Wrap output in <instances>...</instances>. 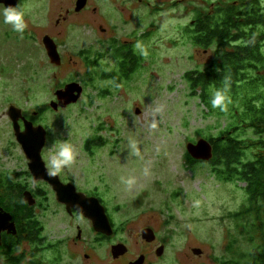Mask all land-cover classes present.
I'll use <instances>...</instances> for the list:
<instances>
[{
  "label": "rangeland",
  "instance_id": "obj_1",
  "mask_svg": "<svg viewBox=\"0 0 264 264\" xmlns=\"http://www.w3.org/2000/svg\"><path fill=\"white\" fill-rule=\"evenodd\" d=\"M148 1L150 6L132 8L125 17L118 13L122 17L118 15L113 22L118 24L119 40L132 41L138 58L132 65L129 62V80L124 78L116 87L113 81L101 79L102 72L114 68L113 46L96 45L100 67L90 76L96 90L90 87L87 97L77 104L60 111L51 108L43 115L51 140L47 159L53 166L60 145H71L73 162L60 168L79 188H99L116 230L111 240L96 245L93 225L83 224L82 248L71 249L79 257L64 255L61 264H128L127 258L114 260V244L131 250L130 261L148 255L147 264H223L238 253L259 251L258 234L254 233V242H250L242 229L246 225L250 228L251 220L233 218L248 205L242 190L245 185L221 182L213 173V164L200 163L193 168L186 162L188 144L217 138L232 120L204 106L183 79L186 73L205 71L219 59L215 47H196L186 27L198 12L210 10L213 4H238V0ZM95 43L70 40L65 54L75 56V51ZM33 73L23 72L21 80L0 86V98L9 96L17 102L32 97L37 101L31 102L32 108H46L57 88L79 81L86 71L80 67L63 71L39 67ZM99 90H109V96L97 97ZM88 138L99 139L92 152L85 148ZM243 139L258 141L259 137L249 129ZM258 152L251 149L247 160H254ZM16 154L6 166L19 164L23 169L25 160L20 151ZM59 219L54 217L49 224L63 228L60 236L67 239L64 250L78 240L76 226L81 222L70 220L62 225ZM147 228L156 233L153 243L141 237ZM231 244L234 254L228 252ZM90 245L96 249H88ZM162 246L165 250L159 256L157 251ZM195 250L202 253L198 255ZM86 252L93 254L92 263L85 260Z\"/></svg>",
  "mask_w": 264,
  "mask_h": 264
},
{
  "label": "flooded vegetation",
  "instance_id": "obj_2",
  "mask_svg": "<svg viewBox=\"0 0 264 264\" xmlns=\"http://www.w3.org/2000/svg\"><path fill=\"white\" fill-rule=\"evenodd\" d=\"M109 5H112L113 8H109ZM150 5L151 3L148 0H0V9L8 6L22 9L25 13L27 24L24 32L18 33L12 30L10 25L4 24L3 17L0 15V86L6 85L8 82L12 83L16 78L21 80L23 72L36 73L39 67L40 69L55 67L58 71L80 67L85 69L87 73L89 65L94 63V65L98 66L96 67L98 69L100 67L101 54H95L96 45L99 47L117 45V48L121 49L119 54H134L136 51L134 50L133 42L119 40L118 24L115 23V25L113 22L117 21L118 15L119 18L122 17L120 14L125 17L127 13H132V8ZM111 10L113 11L110 12ZM47 37H50L57 46L61 56L60 65L53 64L49 58L44 43ZM70 40L75 43L81 42V44L95 40L96 43L89 48L75 51V56L72 53V55L67 56L65 52L69 48ZM117 48H112L115 64L114 68L109 72H111L112 77L120 78L119 85L114 83V86L120 87L122 81L126 78L122 76L123 67L126 66L127 71L131 67L128 68L129 64L122 66L125 60L116 58ZM38 49H40L39 56L37 54ZM85 75L79 81H74L81 83L84 88L82 98L85 95L87 97L89 85L96 84L90 82L89 79H85ZM126 80L128 81V79ZM68 84H62L55 91L64 89ZM55 91V96L50 100L49 105L58 101ZM107 91L110 93L109 90ZM108 93L105 92V95H102L103 92L99 90L96 95L97 97L109 96ZM31 98L18 99L17 102L16 99L9 96L0 98V264H61L63 261L60 259L64 255L67 256L69 254L73 258L79 257L77 252L71 253V249L73 251H76L77 248L81 249L84 240L76 239L73 247L66 246L62 250V247L67 243V239L60 236L63 228L52 226L49 222L54 217H61L59 221L62 225L68 224L70 220L79 221L81 224L76 226V232H78V235L81 233V236L86 232L83 224L93 225L92 221L77 211L72 210V212H69L67 206L58 201L57 193L53 186L48 181L36 179L31 173L29 169L30 161L16 136L17 127H19L21 132H24L26 123L33 124L34 127L41 125L47 132L46 145L43 148L42 157L48 173L53 177L57 175L65 185H74L77 192L87 197L99 199L106 208L114 228L115 233L113 236L116 235L114 220L108 213L107 206L104 203V195L99 188L89 191L79 188L61 168L55 171V174H52L53 166L47 159V152L51 142L50 133L47 128V122L43 120V115L51 107L32 108L31 102L35 103L36 99L34 98L35 100H33ZM46 105H48V102ZM43 109L45 111H42ZM62 109L59 108L57 111ZM229 126L230 124L223 132L230 133L228 132ZM92 139H96L99 142L98 138H88L85 141L86 149L87 142ZM93 147H96V144ZM17 151H20V157L25 160L23 169H21L19 164H14L8 168L6 166L7 162L17 157ZM87 151L92 152V147L90 150L87 149ZM241 159L240 165L246 162L244 155L241 156ZM191 160L196 163L192 164L191 161L189 163V160H186L189 167L193 165L196 168L198 162L212 166L214 148L213 159L210 162L197 161L193 158ZM213 173L215 172L213 171ZM237 176L240 177L241 175ZM223 183H234L239 187L244 184L245 186L242 190L247 194V183L238 178L234 181ZM54 208L56 209L54 210ZM91 231H93V226ZM113 236L106 237L97 233L96 245L106 243ZM90 248L93 251L96 249L95 245H90L88 249ZM130 254L131 250L128 248V252L125 255L114 260L118 262V260L127 258V262L130 264L144 256V264H147L148 255L144 254L130 261ZM84 257L86 261L88 260L91 263L94 259L93 254L87 252Z\"/></svg>",
  "mask_w": 264,
  "mask_h": 264
},
{
  "label": "trees",
  "instance_id": "obj_3",
  "mask_svg": "<svg viewBox=\"0 0 264 264\" xmlns=\"http://www.w3.org/2000/svg\"><path fill=\"white\" fill-rule=\"evenodd\" d=\"M186 33L198 48L210 50L215 47L219 57L207 70L188 72L183 79L189 84L193 96L198 97L204 106L219 116L229 115L232 119L228 129L230 133L221 132L217 138H208L214 148L213 171L220 181L231 182L238 178L247 183L248 205L233 218L250 219V228L246 225L242 229L250 242H254V233L258 234L260 241L257 253H238L222 263L264 264V0L215 3L210 10L196 14L194 23L186 27ZM116 50V58L125 60L122 66L129 62L132 65L138 59L135 53L121 55V49L118 47ZM96 67L94 63L89 65L85 79L94 81L90 76ZM123 68L122 76L129 80L132 70L127 71L126 66ZM111 75L110 72H102L101 79L112 80L119 85L120 78ZM226 78L230 82L228 95L231 103L225 111L213 109L212 93L223 87ZM89 86L95 89L94 85ZM249 129L256 133L258 141L243 139V133L245 135ZM97 143L96 139L88 141L87 149ZM251 149L259 152L254 160H247ZM242 155L246 162L240 165ZM186 160L196 163L189 155ZM233 251L234 245L231 244L228 252L234 254Z\"/></svg>",
  "mask_w": 264,
  "mask_h": 264
},
{
  "label": "water",
  "instance_id": "obj_4",
  "mask_svg": "<svg viewBox=\"0 0 264 264\" xmlns=\"http://www.w3.org/2000/svg\"><path fill=\"white\" fill-rule=\"evenodd\" d=\"M48 51L49 58L53 64H61V56L57 50L55 42L47 37L44 41ZM83 86L79 82H73L66 85L64 89L58 90L55 94L57 102L51 103L49 106L57 111L59 108H67L70 105L77 104L83 95ZM137 114H141V110H137ZM17 140L22 146L25 155L29 159V169L34 177L38 180L48 181L57 193L58 201L65 204L69 212L77 211L85 218L92 221L93 229L96 233L111 237L115 231L107 214L106 208L101 201L95 197H87L77 192L76 187L72 184H63L59 177L51 176L48 173L45 162L42 157L43 148L46 145L47 132L43 126L34 127L33 124L26 123V130L21 132L19 127L16 130ZM188 155L202 162H210L213 159V145L207 139H201L197 143H190L187 146ZM141 237L147 243H153L156 240V233L153 229L147 228L142 231ZM81 240V233L78 235ZM165 247L162 246L158 251V255H163ZM128 248L124 244L112 246V255L114 259L125 255ZM200 255L201 250H195ZM145 257L141 256L137 261L130 264H144Z\"/></svg>",
  "mask_w": 264,
  "mask_h": 264
},
{
  "label": "clouds",
  "instance_id": "obj_5",
  "mask_svg": "<svg viewBox=\"0 0 264 264\" xmlns=\"http://www.w3.org/2000/svg\"><path fill=\"white\" fill-rule=\"evenodd\" d=\"M0 15L3 17V23L10 25L12 30L23 33L27 27L25 21V13L22 9L8 6L0 9ZM230 89V82L226 78L223 82V87L216 89L212 93L211 106L213 109L219 108L225 111L229 103H231L228 95ZM74 159V152L71 145L62 144L59 147L58 153L53 160V173L59 170L60 167L70 166Z\"/></svg>",
  "mask_w": 264,
  "mask_h": 264
}]
</instances>
